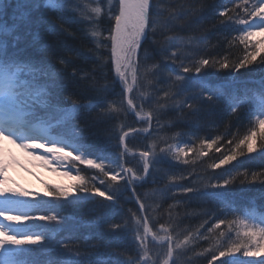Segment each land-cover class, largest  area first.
<instances>
[{"label":"trees","instance_id":"trees-1","mask_svg":"<svg viewBox=\"0 0 264 264\" xmlns=\"http://www.w3.org/2000/svg\"><path fill=\"white\" fill-rule=\"evenodd\" d=\"M100 1L97 14H93V5L88 0H38V3H30L20 9L31 10L30 20L13 21L9 15H4L3 19L8 24L18 25L12 34L8 28L0 30V49L19 54L20 71L13 69L10 72L22 77V84L17 87L21 90L19 95L27 88L26 84L31 83L32 76L43 75L41 78L45 77V83L42 87L52 97L47 100L54 103L59 100L60 103L56 104L71 109V119L79 124L80 149L96 160H106L110 168L115 167L114 161L127 160L125 167L133 168L135 175L142 177L144 170L140 153L143 151H149L154 157L161 148L171 146L175 152L176 145H179L186 149L197 148V153L188 152L180 161H175L169 154L160 164L150 165V173L134 180L131 190L123 181L118 190L111 186L115 182L109 181L105 186L118 198L116 204L98 195L66 204L61 213L75 223L62 234L61 239L70 246L74 264H137L144 259L153 264L158 254L160 261L157 264H162L166 258L163 255L166 245L156 243L148 235V254L144 256L133 240L138 226L135 216L140 208L139 200L148 206L147 212L139 215L151 218L150 233H158L159 239L171 235L183 241L188 237L179 254H174L177 264H208L211 251L223 239L221 233L230 231V239L235 240L237 233L245 230L238 223L240 221L264 226V199L258 183L241 186L237 182L232 188L221 190L222 194L215 195L212 194L214 189L205 187L210 182L214 183L216 177L244 172L250 177L252 172L264 170V151L259 149L251 154L245 152L220 168H211L212 163H218L222 158L216 148L227 155L229 142L243 138L255 126V116H249L245 107L250 99V90L260 87L261 73L258 69H241L239 75H232L230 69L210 68L200 74H185L182 69L201 59L223 62L227 58L230 63L236 62L245 50L239 40H233L239 34L233 28L240 26L221 24L224 17L219 14L226 6L232 10L230 14L234 21L249 17L243 10L235 9L240 0H232L231 3L227 0H150L149 36L142 41L137 53L136 84L129 95L134 108L131 112L125 101L124 88L114 70L111 42L106 40L114 16L103 0ZM15 10L13 0L9 11ZM57 58H63L67 66L53 84V78L44 75L40 69L51 71ZM1 72L4 73L2 69ZM74 72L77 74L73 75ZM88 73L105 95L111 93L107 100L110 115L106 119L92 118L101 109L95 107L97 97L81 79ZM177 77H180L179 81ZM35 85L24 93L40 91ZM65 89L83 97L84 106L74 108L70 101L65 100ZM203 89L215 93L220 99L209 104L201 95ZM177 91L180 94L174 95ZM237 96L239 99L232 103ZM257 96L258 93L255 94ZM231 108H236L238 115L232 113ZM162 110L164 115L160 114ZM51 115L55 119L57 115L62 116L60 112H51ZM136 115H146L147 119L138 120ZM143 127L145 133H128L124 149L119 136ZM204 139L215 140L216 144L211 149H200L199 143ZM116 170L119 171L118 168ZM80 172L83 176L88 174L84 168ZM100 179L107 178L100 175ZM101 180L95 181L97 186ZM185 187L195 188L198 192L184 193L182 188ZM220 219H224L225 224L214 227ZM111 223H119L123 227L110 231ZM161 225L174 231H161ZM139 228L143 235L142 225ZM11 231L36 234L38 229L15 228ZM240 239L245 238L241 236ZM0 256H5L10 264H46L54 260L38 261L33 254L11 246L0 250ZM237 256L241 261L264 259L243 257L239 253Z\"/></svg>","mask_w":264,"mask_h":264},{"label":"snow or ice","instance_id":"snow-or-ice-1","mask_svg":"<svg viewBox=\"0 0 264 264\" xmlns=\"http://www.w3.org/2000/svg\"><path fill=\"white\" fill-rule=\"evenodd\" d=\"M15 2V11L10 12L9 9L12 7L13 0H0V30L4 28L9 29V33H15L18 25L8 24L7 21L3 19L4 15H9L13 21L16 20H30L31 10L20 11L30 3H38V0H14ZM232 0H227V3H231ZM150 9L151 3L150 0H118V12L114 14V21L112 22L111 28L108 30L107 41L111 42V59L112 63L115 66L116 72L120 77L121 81L124 83V93L127 94L130 91V88L127 83L128 73L126 71L122 72L121 68H131L136 63L137 51L142 45V41L149 36V26L151 24L150 19ZM237 11L243 10L244 15L249 17V20H233V15H231L230 9L226 6L224 11L220 12V16L224 19L220 20L221 24H238L240 27L233 28V31H238L239 36L233 37V40H239L241 44L245 46L244 54L242 57H237V61L230 63L227 58L223 62L211 59H201L197 63L193 64L191 67L183 66V73L185 74H200L203 70L216 68L220 69H230L232 75H239L241 69L248 71H256L257 69L261 73L260 77V87L258 89L250 90V99L255 98V94L258 93L260 97L261 109L258 113L259 118L255 122V126L252 127L247 135L243 138L238 139L237 141H230L227 148L228 154L225 155L220 151V148H216L217 152H220L222 158L218 159V163H212L211 168L217 169L223 165L229 164V162L236 160L239 156H242L246 153L251 154L256 152L258 149L264 151V41L261 40H250V37H255L257 34H264V0H240V3L235 6ZM98 12L99 9H96ZM18 40V37L16 38ZM251 47V51L248 48ZM260 56L258 60L257 57ZM20 57L18 53H9L5 49H0V69L3 70L5 75L12 72L15 69L17 72L20 71L18 67V61ZM67 66L66 61L63 58H57L55 65H52V70L40 69V71L46 75L53 78V84H55L56 79L61 77L63 74L64 68ZM80 71V70H77ZM77 72H74L73 75H76ZM136 74L133 72V79L135 80ZM187 78V76H185ZM83 81L87 82V87L90 91L95 93L97 97V104L95 107L101 109L97 112L92 118L94 120H103L109 117L107 112V95L104 94L103 89L97 86V83L91 79V73L85 74L81 77ZM180 80V77H177V81ZM66 96L65 100H68L72 103L73 107H83L84 99L83 97L77 95L76 93L65 89ZM4 93L0 91V95ZM177 91L174 95H179ZM22 95V94H21ZM203 98L209 103L213 104L220 99L215 93L210 92L206 89L201 91ZM249 95V93H246ZM165 96H168V93L165 92ZM239 97H235L232 100V103H236V100ZM13 103L22 104L20 96L13 97ZM55 103H60L59 100H55ZM115 104V101H112ZM127 103L129 107L132 106L133 100L128 99ZM163 109V106H161ZM188 108L191 109L192 105L189 104ZM231 112L238 115L236 108H231ZM161 115H164L165 112L162 110ZM251 116V113H249ZM159 117H157L158 119ZM251 123V121H249ZM74 127L79 130V124L74 125ZM128 133H125L119 136V142L121 145L124 144L125 138ZM0 136H3L4 139H11L12 142L19 140V147L28 150L30 148V143L26 141H34L36 138L29 137H20L16 135V132L13 126L7 120H0ZM216 144L215 140L204 139L199 143V148H209L211 149ZM234 144V146H232ZM36 148L43 149L45 147L44 143L35 144ZM48 153H51L56 157L55 160L49 161L47 155H36L35 159L42 160L45 164L53 165L57 161H68L69 157L72 156V152H67L63 155L60 153L64 152V149L61 148L57 150L54 147L48 148ZM74 151V150H73ZM188 152L197 153V148H184L176 145V151L173 152L171 146L166 148H161L159 153L154 157L149 151H143L140 153V156L143 161V170L145 173H150L152 171L150 165L160 164L169 154L175 161H180L182 156H187ZM200 155H207V153H199ZM123 156L124 153L122 152ZM99 159V158H97ZM79 161L81 164L90 165L93 169H98L99 173L107 178L106 180L100 181V186H97L94 183L95 177H90L87 180L85 177L81 176L79 172L75 175L71 171H65L62 175L69 176L75 183L68 184L66 186H48V189L45 193V196L51 198L53 201H58L57 212H48L43 215H25L18 214L11 211H7L3 208H0V248H3L8 245L12 246H26V245H40L45 242V236L41 234H16L11 231L12 228H19L32 220H41L46 224H62L66 217L62 215L61 209L70 202H75L82 198L88 197H99L105 198L107 201H110L113 204L118 202V198L110 192V188L106 187L110 182H115L111 186L113 188L119 189L120 182L123 181L125 186H130L134 184V179L129 177V173H133L135 176L134 169L131 167H125L127 160L114 161L115 167L110 168L106 167L104 163H98L94 159H86L83 155H77L74 157L72 163ZM185 164L188 161H184ZM119 169L117 171L116 169ZM5 165L0 161V185L5 183L6 177ZM240 177H243L242 179ZM237 182L241 186H250L254 184H259L261 198L264 199V170L260 172H252L251 176L247 172L237 173L235 176L229 174L228 177H216L215 182L211 183L206 188L214 189L215 194H222L221 190H228L232 188ZM103 188V190H102ZM184 193L189 192H198L195 188H182ZM203 194L208 195V192ZM16 197H35L38 198L36 193L29 192L24 189H12L0 187V200H6L8 202H13ZM140 208L136 213L135 218L138 221V226L135 230L136 234L133 237L134 242L137 243L139 252L143 253L144 256H147V244L150 241L147 240L148 235L151 232L149 227L151 223V218L143 219L140 217V212H147L148 206L140 202ZM108 223V221H104ZM245 229L242 233H237V239L231 240L230 237L232 233L230 231H225L221 233V237L218 246L213 249L210 253L211 259L208 260V264H264V259L260 260H246L241 261L237 254H242L243 257H261L264 256V226L258 224H249L247 221L238 222ZM225 224L224 219L217 221V224L214 226L219 228L220 225ZM139 225L143 227V235L140 234ZM231 226V224H229ZM123 227L119 223H111L108 230H119ZM154 227V225H153ZM161 231H174V229H165L161 225ZM212 229H209L211 232ZM158 236V233L153 235V241ZM245 239H240V237ZM179 237L175 238L171 235L163 237V245H166V252L163 253L167 258L163 259L162 264H177L174 254H179V250L182 245L187 244L188 237H185L183 241H179ZM62 248H66L67 244L63 241H58ZM162 245V246H163ZM160 261V254L157 255L156 261L153 264H157ZM54 264H59V262H54ZM137 264H148V261L144 259L142 262L138 261Z\"/></svg>","mask_w":264,"mask_h":264},{"label":"rangeland","instance_id":"rangeland-1","mask_svg":"<svg viewBox=\"0 0 264 264\" xmlns=\"http://www.w3.org/2000/svg\"><path fill=\"white\" fill-rule=\"evenodd\" d=\"M91 1L93 7L92 10H94L93 14H97L96 9H99L101 5L100 0H88ZM103 3L107 9H109L111 15L114 16L115 13L118 12V0H103ZM100 10V9H99ZM114 19V18H113ZM246 20H249L247 18ZM240 34V33H239ZM238 34V36H239ZM250 40H261L264 41V34H257L255 37H250ZM111 45V44H110ZM111 48V47H110ZM250 50L251 47H249ZM114 65V64H113ZM114 70L117 76V79H119L121 85L124 88V83L121 81L120 77L118 76L115 66ZM121 71H126L128 73L127 76V83L130 88V91L125 94V101L129 99V95L131 91L135 88L136 84V78L133 79V72H135V64L131 68H121ZM136 74V73H135ZM43 76V75H41ZM38 76H32L31 77V83L28 85L26 84L25 90L33 87L34 83L37 88L40 89L38 92H32L31 94L30 90L26 93L21 92L20 98L23 101L22 104H19L22 108H33L34 110H42L45 115H50V118L52 117L51 112H60L61 115H57L58 120V126L53 131L50 129V124H44L41 119L49 120L48 117H42L41 118V112L37 111V116L34 118L36 121H34L29 126L22 128L21 124L22 120L18 121L15 124V128H20V133H16L17 136L24 137V134L21 133L23 131L26 132H39L44 134L43 139H40L39 141H26L30 143V148L28 150H24L20 148L19 140H17L15 143L12 142L11 139H4L3 136H0V161H2L5 165V173L4 176L6 177L5 183L3 185H0V187L5 188H12V189H24L29 192H34L38 196V198L35 197H16L13 202H8L6 200H0V208H3L7 211H11L18 214H25V215H43L47 214L48 212H57L58 210V201H53L51 198H48L45 196L46 191L48 190L46 188V185L48 186H66L71 183H75L76 181H73L71 177L62 175L65 171H71L73 175L79 172L81 176L82 172L80 170L84 168L88 174H86L85 179L87 180L90 177H95V181H99L100 179V173L98 169H93L90 165L87 164H81L79 161H75L73 164L72 161L74 160V157L77 155H83L86 159H94L90 154L85 153L83 150L80 149L79 144V135H80V129L77 130L74 125L76 123L71 119V109L62 107L56 103L50 102L47 100L48 98H52L50 94L45 88L42 87V85L45 83V77L41 78ZM35 80V81H34ZM43 81V82H42ZM39 82V83H38ZM11 84V83H10ZM8 83H3V85L0 86V91H2L4 94L1 96V102L4 100L12 104L13 98L10 97V94L6 92V89L9 87ZM5 88V89H4ZM4 89V90H3ZM22 94V95H21ZM1 104V103H0ZM15 104V103H13ZM2 105H6L5 103H2ZM247 107H245L246 113L249 115L251 113V116H255L256 120L259 118L258 113L261 109L260 104V97H255L254 99H251L250 102H247ZM132 107V106H131ZM1 108V107H0ZM133 109V108H130ZM1 110H4L3 108ZM53 114V113H52ZM144 116V115H141ZM1 118V115H0ZM143 121H146L147 118L143 117ZM9 121H13V118H9ZM138 132L144 133L145 127L138 128ZM16 132V130H15ZM54 142V145H49L48 142ZM125 142V141H124ZM44 143L45 147H55L56 149L63 148L64 150L67 148L69 149V152H72V156L69 157L68 161H57L56 164L49 165L45 164L42 160L35 159L36 155H47V158L49 161L55 160L56 157L53 156L51 153H48V151H45V149L36 148L35 144ZM181 147V146H180ZM125 149V146H124ZM74 150V151H73ZM176 150V149H175ZM67 152L60 153L61 155L65 154ZM129 153V152H128ZM98 163H104L106 167L109 166L110 163L105 161L96 160ZM133 174V173H132ZM136 177H140L138 175H135ZM129 177L130 173H129ZM96 184V183H95ZM66 206V205H65ZM66 217V220L62 224H46L44 221L41 220H32L31 222L27 223L26 225L16 228V229H29L36 227L38 229V232L36 234H41L45 236V242L40 245H26V246H12L8 245L3 248H0L1 251L4 249H7L9 246L11 247H20L21 249L27 251L29 254H33L35 257H37L38 261L41 259H48L53 258L54 260L51 261V263L47 262L46 264H54V262H59V264H74V261L72 258L74 255L72 254V250L70 246L67 244L66 248H62L58 241H62L61 237L64 232H66L68 229H70L74 225V220L70 218L67 215H64ZM15 228H12L11 230H14ZM261 243H264V241H261ZM48 246L45 250L44 248ZM42 249V251H41ZM261 257H253V258H263ZM250 258V257H249ZM5 263H4V262ZM1 264H10L7 259H0Z\"/></svg>","mask_w":264,"mask_h":264},{"label":"bare ground","instance_id":"bare-ground-1","mask_svg":"<svg viewBox=\"0 0 264 264\" xmlns=\"http://www.w3.org/2000/svg\"><path fill=\"white\" fill-rule=\"evenodd\" d=\"M18 133H20V132H18ZM21 133H23L24 134V137H29V138H36L35 140H37V141H39L40 139H42L43 137H42V135L41 134H38V133H36V132H21ZM54 143H55V141L54 142H48V144L49 145H54ZM48 148L49 147H44V149H45V151H47L48 150ZM55 148V147H54ZM57 150H59V149H57ZM65 152H69V149H65L64 150ZM167 258V257H166Z\"/></svg>","mask_w":264,"mask_h":264},{"label":"water","instance_id":"water-1","mask_svg":"<svg viewBox=\"0 0 264 264\" xmlns=\"http://www.w3.org/2000/svg\"><path fill=\"white\" fill-rule=\"evenodd\" d=\"M126 133H128V132H126ZM134 178H135V177H134ZM143 218H144V217H143ZM155 241H156V242H160V241H158V240H156V239H155Z\"/></svg>","mask_w":264,"mask_h":264}]
</instances>
